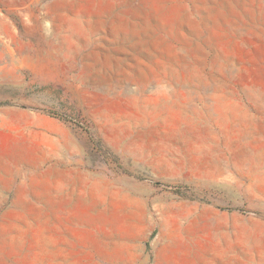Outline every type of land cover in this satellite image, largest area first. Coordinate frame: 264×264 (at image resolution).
<instances>
[{
  "label": "rangeland",
  "instance_id": "rangeland-1",
  "mask_svg": "<svg viewBox=\"0 0 264 264\" xmlns=\"http://www.w3.org/2000/svg\"><path fill=\"white\" fill-rule=\"evenodd\" d=\"M0 264H264V0H0Z\"/></svg>",
  "mask_w": 264,
  "mask_h": 264
}]
</instances>
